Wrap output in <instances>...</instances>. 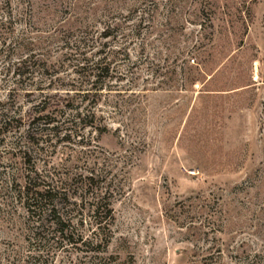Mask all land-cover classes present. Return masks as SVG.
Here are the masks:
<instances>
[{
	"label": "rangeland",
	"instance_id": "obj_1",
	"mask_svg": "<svg viewBox=\"0 0 264 264\" xmlns=\"http://www.w3.org/2000/svg\"><path fill=\"white\" fill-rule=\"evenodd\" d=\"M207 2L0 0V264H264V0Z\"/></svg>",
	"mask_w": 264,
	"mask_h": 264
},
{
	"label": "trees",
	"instance_id": "obj_2",
	"mask_svg": "<svg viewBox=\"0 0 264 264\" xmlns=\"http://www.w3.org/2000/svg\"><path fill=\"white\" fill-rule=\"evenodd\" d=\"M203 2H206V4H209L208 0H202ZM109 33V29H105L103 31V36L107 37ZM86 63L81 65L78 70L83 71L86 68H90L92 71L93 81L91 83V87L96 88L97 84L101 81V78L105 74L107 67L105 64V58H100L98 60L93 61L92 64H88L87 60ZM76 70V72H79ZM85 94V95H84ZM84 98L88 97L87 94H89V91H86L84 93ZM79 121H82L83 118L81 117V113L76 112L75 113ZM50 114H46L43 117L49 118ZM39 118V117H38ZM91 118H94V112L91 113ZM76 119V118H75ZM52 121V120H51ZM50 121V122H51ZM7 121L3 122V125L6 124ZM47 124H50L49 122ZM3 125L0 126V129L3 127ZM57 126V125H56ZM56 126H53L52 129H57ZM66 135L63 137L65 138ZM25 155V153H23ZM37 177V176H36ZM36 177H27V180L25 182V186L23 187L22 191H19V194L23 195L25 197V204L27 207V211L30 213V217L35 220L34 227V237H36V240L39 241L40 244H42V247L45 248L47 245H49V240L55 239V243H62L64 241L71 244L73 241L72 239V231L68 230V221L67 219H64L61 214L58 213V211L55 209V207H51L49 209V196L51 194V191L53 189H45L40 190L38 188V185H36ZM88 180L92 181L93 177H87ZM98 213V212H96ZM77 242H79L77 240ZM82 242V240H81ZM83 245L89 244L87 241L82 242Z\"/></svg>",
	"mask_w": 264,
	"mask_h": 264
}]
</instances>
